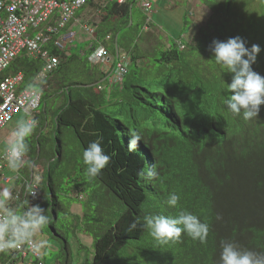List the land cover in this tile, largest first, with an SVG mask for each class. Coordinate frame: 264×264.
Here are the masks:
<instances>
[{"label":"trees","instance_id":"1","mask_svg":"<svg viewBox=\"0 0 264 264\" xmlns=\"http://www.w3.org/2000/svg\"><path fill=\"white\" fill-rule=\"evenodd\" d=\"M204 1L210 18L196 36L183 41L181 49L178 41L192 22L185 20L169 45L152 32H143L144 26L155 28L147 18L141 25L134 23V3L89 0L87 8L100 11V21L93 23L96 43L89 50L84 44L80 50L84 60L69 49H51L60 58L59 67L38 81L42 60L22 53L2 72V76L21 72L20 89L42 92L44 106L36 120L47 112V101L62 98L61 104L51 109L54 129L41 121L33 139L28 140L26 154L31 162L45 163L43 174L51 199H41L43 175L37 196L28 200L57 217L62 208L54 170L60 169L61 177L75 182L71 190L88 203L87 208L95 207L100 221L84 229L93 237L91 264H220L221 241H235L241 248L264 254V105L251 120L233 114L224 105L223 89L232 74L222 72L210 47L213 39L225 41L237 35L248 47L260 45L252 68L264 76V0ZM186 5L188 17L190 4ZM145 42L148 44L142 50ZM98 43L107 45L110 54H114L116 43L129 53L130 64L136 65L134 74L127 70L121 83L99 85L108 80L111 68L90 61ZM159 47L164 49L158 52ZM149 55L156 57L152 73ZM44 128L48 133H43ZM134 130L140 132L142 141L129 152ZM98 137H102V147L111 160L100 175L89 178L82 153ZM149 167L152 178L141 177L139 173ZM24 169L30 178L29 166ZM172 192L181 196L175 208L165 203ZM19 197L22 206L27 198L25 188ZM181 210L209 224L205 242L182 233L179 241L160 244L143 226L145 216L176 217ZM137 218L136 229L128 231ZM48 225L62 238L53 222ZM62 250L64 261L60 264H71L66 240ZM0 259L14 264L19 256L13 249L0 253Z\"/></svg>","mask_w":264,"mask_h":264},{"label":"clouds","instance_id":"2","mask_svg":"<svg viewBox=\"0 0 264 264\" xmlns=\"http://www.w3.org/2000/svg\"><path fill=\"white\" fill-rule=\"evenodd\" d=\"M186 3L190 4L191 15V0L186 1ZM86 5L84 7H87ZM99 13L100 11L96 10V14L99 15ZM78 16L96 29L93 23L86 19L84 14ZM149 20L150 18H147V22H149ZM144 27L147 28L148 26ZM77 39L83 43H88L85 47L86 50H89L90 47H93V45H90V41H88L85 36L78 37ZM115 45H117V43ZM115 45L114 54H110L108 51L110 54V62L106 64H95L103 65L104 67L108 65L111 68V70L108 72V75L113 72L114 66L116 64ZM178 45L181 49H184L185 47L183 45V40L178 41ZM72 46H70V48ZM105 47L108 50L107 45H105ZM210 47L215 63L221 67L223 70L222 72L227 71L232 74L231 82L226 83V87L223 89L225 94L224 105L233 114L237 116L242 114L244 120L257 118L258 113L260 112V106L264 105V76L254 71L252 65L256 62L257 55L261 52L260 45L252 44L250 47H248L246 46V41L237 35L229 37L225 41L213 39ZM118 48L127 56V72L131 61V56L121 47L118 46ZM51 49L55 48H52V46L48 47V50L53 55H55ZM41 60L43 62L44 69V60ZM58 67L59 65L57 68ZM43 69L37 77L38 81L48 78L49 75L53 74L56 70L55 69L53 72L42 77L41 75L43 73ZM124 74L121 80L116 82L121 83ZM104 82L107 81H101L99 85L101 84L102 86ZM229 92H231L230 95L228 94ZM38 111L39 109L36 112ZM35 113L31 114V117H25L17 120L15 127L11 132V138L8 140L4 148L5 159L7 163L6 165L8 168L14 173H19L20 170L26 167V165L29 163L28 171L31 180L28 181L25 187L27 198L24 205H22L20 209L11 207L9 205V202L14 198L12 189L9 187L0 189V253H6L13 249H19L25 244L32 245L35 251H39L40 249L47 246L46 240H41L38 244L35 243V245H33L32 242L33 240L35 242L34 236L36 233L40 232L46 225L52 223L53 218L47 214V210L45 208H42L38 204H30L28 200L29 196L32 198L36 197V189L39 187L40 182V180H38L35 175L37 160L31 162L29 157L26 155L29 151L28 138L32 136L33 132L38 126V121L35 118H32ZM49 128L52 129L53 127L49 125ZM140 141H142V136L138 130H134L132 133H130L128 151H135ZM82 159L84 165H86L85 171L89 178H95L101 174V170L104 169L111 160V156L106 154L102 147V137H98L87 145L82 153ZM6 165H3V169L0 170V179L3 181L4 176L8 178V181L10 180L9 176L3 174V170ZM30 165H32L31 169ZM139 175L143 178L151 179L154 173L151 167H149L146 171L140 172ZM17 176H19V174H17ZM8 181L4 182L7 183ZM32 181H35L36 183L29 184ZM180 200V194L177 192H172L167 196L165 203L169 207L175 208ZM138 223V218L133 220L129 224L128 231L135 230ZM143 226L150 231L151 236L160 244L177 242L180 240L182 233H186L193 240H198L203 243L206 241L209 234V224L202 222L197 215L188 210H181L176 217H168L162 214H152L145 216ZM17 255L23 264H36L38 260L46 264L40 258V256L38 258L36 257V260H33L32 262H25V260L28 258V255L24 258L19 252H17ZM0 261L2 262L1 259ZM2 264L4 263L2 262ZM220 264H264V254L257 253L250 249L241 248V246L235 241H221Z\"/></svg>","mask_w":264,"mask_h":264},{"label":"built area","instance_id":"3","mask_svg":"<svg viewBox=\"0 0 264 264\" xmlns=\"http://www.w3.org/2000/svg\"><path fill=\"white\" fill-rule=\"evenodd\" d=\"M89 0H0V132L19 113H35L42 102V92L37 89H20L23 74L2 76L10 63L21 53L44 60L42 77L53 72L60 63L48 47L64 50L85 36L90 45L96 43V29L77 15ZM106 3H135L151 17L156 7L150 0H104ZM156 13V12H155ZM78 28L77 30L75 28ZM110 36L106 40H110ZM116 64L107 82L120 81L126 72L127 56L115 45ZM94 64L110 62L105 45L98 43L90 56ZM100 88V87H99ZM5 152L0 154V170L6 165ZM4 181L8 178L4 176ZM36 183L35 181L29 184ZM28 184V185H29ZM28 187V186H27ZM38 189V188H37ZM36 189V196H37ZM33 245L35 242L33 240ZM24 258L29 253L38 258L30 244L15 249ZM0 264L2 262L0 261ZM36 264H44L38 260Z\"/></svg>","mask_w":264,"mask_h":264},{"label":"rangeland","instance_id":"4","mask_svg":"<svg viewBox=\"0 0 264 264\" xmlns=\"http://www.w3.org/2000/svg\"><path fill=\"white\" fill-rule=\"evenodd\" d=\"M154 6H158L159 8L156 9V13H152L150 17V22L153 24L156 29H153L154 35L162 38L165 42H168L169 45L173 44L175 41V36L178 33V31L182 28L183 24L186 21L192 22V25L187 30V32L184 35L183 41H188L192 39L194 36H196L197 32L200 31L201 28L205 27L206 22L210 18L211 11L203 4H205L204 0H191L192 7H191V17H186V0H150ZM171 2V3H170ZM203 3V4H202ZM87 7H84L82 9H79L77 11V14L83 15L86 17V19L89 22L92 23H98L100 21L99 15L96 14V10H92ZM133 21L135 24L141 25L144 18H149L148 15L144 13L143 10L138 5L134 6L133 12H132ZM78 29L77 27L75 28ZM125 30H123L124 32ZM127 31V30H126ZM142 32V30H140ZM122 32V33H123ZM168 37V41H167ZM83 42H81L79 39L75 40L73 46L70 48L68 47L72 53L79 54L80 58L82 60L85 59V55L80 54V50L82 47H84ZM148 43L145 42L144 44H141L142 50H145L143 46H146ZM152 42H150V45ZM165 47V46H164ZM164 47L157 48L158 52L163 50ZM150 60V64H152L150 68V72L152 73L154 67H156V63L153 62L154 59H156L155 56L148 57ZM97 66V65H96ZM99 67H102L103 65H98ZM97 66V67H98ZM136 68V65L134 63L129 64L128 71L129 74H134V70ZM147 68V67H146ZM148 70L144 69V73H147ZM128 73V72H127ZM150 76L149 78H151ZM155 78V77H152ZM159 79V78H158ZM75 80L80 81L79 77L76 76ZM50 100V99H49ZM62 102V98L57 99L53 98L51 101H47L48 108L47 112L42 114V117L38 118V124H40L41 121H46L47 123H50L53 119L52 114V107L54 105V109L57 108L58 105H60ZM56 104V105H55ZM44 106V103L42 104L40 111H42V108ZM25 117H31L28 116L25 113H19L17 114L14 119L9 122L0 132V154L4 152V148L8 140L11 138V132L13 128L15 127V124L18 119L25 118ZM56 123V122H55ZM50 126L54 129V122L53 125L50 123ZM36 131V129H35ZM34 131V132H35ZM43 133H48V128H44ZM34 132L28 140L33 139ZM72 149L77 150V148ZM41 161H36L38 173L36 175V178L38 180H41L43 177L41 175L43 168L41 166ZM29 166L26 165V167ZM37 171V169H36ZM54 176L53 180L55 184H59L57 188V194L59 198V202L61 204V208L57 210V217H54L53 213H50V216L53 218V224L57 231L61 234L62 238L54 232V230L49 226L46 225L40 232L36 233L35 237V243L38 244L41 240L47 241V246L37 251L40 254V258L46 263V264H60L62 261H64V252L62 250L64 241L66 240L68 242V249L69 254L71 256L70 263L71 264H91L93 261V237L85 232L84 229L89 223H99L97 213L94 211L95 207H86L88 206V203L86 201L79 200L74 192L71 190V187L74 186V181H70L71 178H65V176L61 177L60 169L56 168L54 170ZM22 174L24 175V169L22 170ZM45 177V184L40 185V193H41V199H51V189L48 186L47 182V176ZM87 179H89L87 177ZM72 182V183H71ZM74 182V183H73ZM5 185L3 182L0 181V189L4 188ZM48 204L46 203L45 206ZM86 207V208H84ZM21 208V207H20ZM19 208V209H20ZM50 211V210H49ZM33 260H36V257L31 255L25 262H32ZM14 264H23L21 259L17 260Z\"/></svg>","mask_w":264,"mask_h":264},{"label":"crops","instance_id":"5","mask_svg":"<svg viewBox=\"0 0 264 264\" xmlns=\"http://www.w3.org/2000/svg\"><path fill=\"white\" fill-rule=\"evenodd\" d=\"M156 7L159 8L158 6H156ZM153 29H156V27L153 28ZM153 29L149 25L147 28L146 27H143V32L144 33H150V32H152V34H154ZM85 44L87 45L88 43H85ZM38 113H39V111L36 112L33 115L32 118H35L38 115ZM53 122L54 121L51 120L50 123H52V125H53ZM39 163H41V166L44 168L45 163L44 162H39ZM31 166L32 165H30V169H31ZM23 169L24 168H22L19 173H14L6 165V167L3 170V174H5L6 176H9L10 177V180L7 183H5L3 180L0 179V181L4 183L5 187H9V188L12 189L14 198H13V200H11L9 202V205L11 207H14V208H17V209H19L21 207V205L19 204V200H20L19 199V194H21L22 190L26 187L28 181L31 180V178H29L27 176L25 169H24V175L22 174V170ZM36 169H37V171L35 170V175L39 174L37 167H36ZM17 174H19V176H17ZM41 175L42 176L44 175L43 172L41 173ZM41 178L43 179V177H41ZM41 180H40V182H41Z\"/></svg>","mask_w":264,"mask_h":264}]
</instances>
